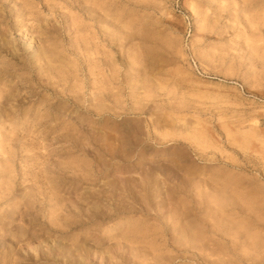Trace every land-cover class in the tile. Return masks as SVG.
<instances>
[{"label": "rangeland", "instance_id": "obj_1", "mask_svg": "<svg viewBox=\"0 0 264 264\" xmlns=\"http://www.w3.org/2000/svg\"><path fill=\"white\" fill-rule=\"evenodd\" d=\"M30 1L21 25L22 5L0 3V47L22 44L0 53V92L13 93L0 99V264L5 230H54L25 207L46 183L109 204L80 235L142 232L139 246L94 245V264H264V0ZM56 46L48 90L34 96L38 52ZM16 57L35 63L16 73ZM42 237L18 248L57 239ZM14 251L10 264H30Z\"/></svg>", "mask_w": 264, "mask_h": 264}, {"label": "bare ground", "instance_id": "obj_2", "mask_svg": "<svg viewBox=\"0 0 264 264\" xmlns=\"http://www.w3.org/2000/svg\"><path fill=\"white\" fill-rule=\"evenodd\" d=\"M2 1L3 2L6 1L4 5L5 4L11 5L13 9L15 8L18 9L19 8L18 5H22L21 9L19 8V10H21V12L26 11L25 14L22 13V14H17L15 16V20L18 21L16 25H21L23 23V20L25 17L24 15L26 16L32 15V17L35 16V13H33V10H32L33 7L31 6L32 3L30 0H0V3H2ZM243 2L246 3V0H243ZM257 5H255V7H257ZM103 10H104V15H105L103 25H104V28L106 29L105 30L106 34L108 35L109 32L107 31L111 30L113 27L112 17H111V14H112L111 4L106 3ZM243 10L248 11L249 9L244 8ZM20 17H22V19H19ZM1 22L2 20H0V26H1ZM2 35L4 34L0 30V37H2ZM10 44L11 46H9ZM9 45L5 43V46L0 47V53H2L3 50H6V51L7 50L9 51H12V50L21 51L22 50L21 41L18 39L17 41L9 43ZM58 52L59 51H58L57 46L51 49L46 48V49L39 50L38 52L39 54L36 59L37 63L35 64L36 66L38 65L39 67H37V69L35 70L37 74L36 75L32 74V77H33L34 84H37L38 88H40L41 90L35 92L33 94L34 96L39 97L43 95L44 90L45 91L48 90L47 83L45 84L44 83L45 81L43 80V76H45L43 75V68H45L48 71L52 70V63L55 64L56 62H59L60 55H58ZM30 58L24 57V60H22L21 62H18L17 57L15 58V62H14L15 67L13 69L16 70V73L17 71L21 70V68L24 67L27 62L28 63H31V61L34 62ZM32 71L33 70H31L30 72ZM62 89L64 90V88ZM10 96H13V93L11 91L6 96L2 95V93L0 92V99L1 97H5V99H10ZM7 101L5 100V102H3V104L0 105L2 109L7 104ZM73 101L77 102L78 98H75V100ZM88 102H89V106L94 108L95 112L93 113L100 115V113L96 112L98 110L97 105L99 104V102L94 98V96H91V98L88 99ZM61 109H63V105H60L59 110L57 112L60 113L62 111ZM4 113L5 112L1 110L0 116L3 115ZM133 145H136V144L134 143ZM133 145H130V146H133ZM118 153L119 154L116 156V158L117 159H119L120 157L122 158V156H120L121 155L120 152ZM139 157L141 158L142 155L140 154ZM82 179L83 181H85L84 180L85 177H84V178H81V180L80 179L78 181L76 180L75 182H77L78 184L82 186L81 184ZM118 180L114 179V182L109 183V186L111 187V191L114 193L115 196L117 195V193L122 192V189L120 188L121 192H119V188L117 187L118 185L116 182ZM123 184L124 186L129 185L127 178H124ZM59 187L60 185L56 187L54 185L46 183V186L39 190L40 195H43L42 198L37 196L33 201L25 202V207L27 211H30L33 207H35L36 209L40 211V213H43V217L46 216L48 218V220L45 221L46 222L45 229H54V230H5L3 235H6L7 239L4 241L5 243L4 253L5 254L1 258L3 262H5L6 264H10L13 258L12 253L15 252L14 251L15 249H18L17 254L22 255L23 259L26 262H30V264L31 263L32 264H94L93 262L94 258L92 257H93V254L95 253L93 252L92 248L94 245L100 244V242H102L106 238H108L109 240L111 239L119 240L120 244H126V245L129 244L128 247L137 246V245L139 246L138 242L140 241L141 238H144L143 236L140 235L142 232L140 233L134 232V233H129L125 235L123 233L114 234L112 236V234H107V233L101 234L102 230H83L84 231L83 235H80V233H78L80 232V230H73V229L83 226V224L85 223L84 218L87 219L90 222V224L95 223L97 220H99L100 215H101V209L99 208L100 205L108 207L109 204L102 199L100 200L98 196L94 193H90L88 196L83 195L81 197H75L72 200H66V199L60 198L59 196H57V191L59 190ZM9 194H10V191L5 190L2 193V196H8ZM120 197L123 198L125 196H120ZM87 204H89L90 207L86 208L85 206ZM5 212L6 213H4V217L3 216L1 217V219L3 220L6 218H13L17 210L16 208L13 207L12 209H8ZM53 234L57 235V239L52 240L53 244L50 243L51 245L49 244L44 245L42 241L32 246V248L30 249L27 248L29 245H31L29 243H24L23 245H20V247L18 248V245L22 241H25L27 239L37 240V239H40L44 235H53ZM88 242H92L93 245L92 246L86 245ZM126 245H123V246L119 245L118 249L116 250L117 253L120 254L121 252H123ZM150 247L152 250L151 249L146 250V252L152 255L154 254L153 251H155V245H150ZM252 252L254 253L255 251H252ZM133 255L136 256L135 254ZM153 257L154 256L152 255V259L149 258L148 261L141 260L140 258L142 257H139V260H136L135 264H158V261L153 259ZM244 257L246 261H250L252 259L251 253L248 250H247L246 256ZM143 258H148V257L143 256ZM172 259L173 261L170 262V264L174 263L175 261L174 256ZM151 260H153L154 262H149Z\"/></svg>", "mask_w": 264, "mask_h": 264}]
</instances>
